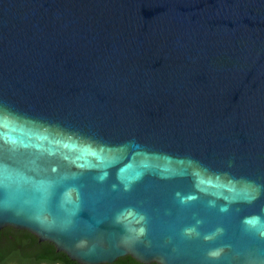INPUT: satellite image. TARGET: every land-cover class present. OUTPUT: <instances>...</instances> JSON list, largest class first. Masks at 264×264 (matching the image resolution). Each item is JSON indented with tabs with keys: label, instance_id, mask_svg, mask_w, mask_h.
Segmentation results:
<instances>
[{
	"label": "water",
	"instance_id": "95a60500",
	"mask_svg": "<svg viewBox=\"0 0 264 264\" xmlns=\"http://www.w3.org/2000/svg\"><path fill=\"white\" fill-rule=\"evenodd\" d=\"M79 264H264V0H0V232Z\"/></svg>",
	"mask_w": 264,
	"mask_h": 264
},
{
	"label": "trees",
	"instance_id": "16d2710c",
	"mask_svg": "<svg viewBox=\"0 0 264 264\" xmlns=\"http://www.w3.org/2000/svg\"><path fill=\"white\" fill-rule=\"evenodd\" d=\"M2 239H7L5 245L1 244ZM16 253L31 257L36 264H79L70 260L65 253L58 252L53 244L40 242L38 237L27 231L6 228L0 232V264L12 263L11 258ZM128 259L129 264H138L130 256ZM126 260V258H121L116 264H122Z\"/></svg>",
	"mask_w": 264,
	"mask_h": 264
},
{
	"label": "flooded vegetation",
	"instance_id": "af4514ba",
	"mask_svg": "<svg viewBox=\"0 0 264 264\" xmlns=\"http://www.w3.org/2000/svg\"><path fill=\"white\" fill-rule=\"evenodd\" d=\"M6 229V228H5ZM13 229V228H12ZM4 230V229H3ZM14 230H16V229H14ZM6 241H7V239H2V241H1V244L2 245H5V243H6ZM131 257V256H130ZM124 258H126L127 260L126 261H124V262H122V264H129V256H127V257H124ZM132 258V257H131ZM12 260H13V262L12 263H3V264H36L35 262V260H33L31 257H27V256H25V255H23V254H15V255H13L12 256V258H11ZM121 259V258H120ZM132 259H134V258H132ZM33 260V261H32ZM119 260V259H118ZM118 260L116 261V262H118ZM135 260V259H134ZM15 261V262H14ZM136 261V260H135ZM116 262L114 263V264H116ZM138 264H142V263H140V262H138V261H136ZM42 264H46V263H42ZM55 264H62V263H55ZM152 264H156V263H152Z\"/></svg>",
	"mask_w": 264,
	"mask_h": 264
}]
</instances>
